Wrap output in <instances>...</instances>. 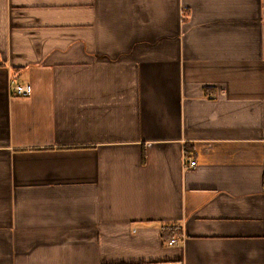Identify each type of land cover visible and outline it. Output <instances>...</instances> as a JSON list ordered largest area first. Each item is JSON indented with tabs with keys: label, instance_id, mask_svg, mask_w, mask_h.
Here are the masks:
<instances>
[{
	"label": "crops",
	"instance_id": "obj_1",
	"mask_svg": "<svg viewBox=\"0 0 264 264\" xmlns=\"http://www.w3.org/2000/svg\"><path fill=\"white\" fill-rule=\"evenodd\" d=\"M0 264H264V0H0Z\"/></svg>",
	"mask_w": 264,
	"mask_h": 264
},
{
	"label": "built area",
	"instance_id": "obj_2",
	"mask_svg": "<svg viewBox=\"0 0 264 264\" xmlns=\"http://www.w3.org/2000/svg\"><path fill=\"white\" fill-rule=\"evenodd\" d=\"M14 89L18 93V95H22V96H28L32 92V88L30 85H19V84H17L14 86ZM190 163H191V165H195L197 163V161L191 160ZM181 242H182V240L180 238L173 237L169 243L171 245H179V244H181Z\"/></svg>",
	"mask_w": 264,
	"mask_h": 264
}]
</instances>
